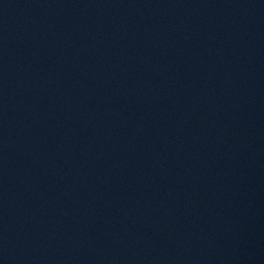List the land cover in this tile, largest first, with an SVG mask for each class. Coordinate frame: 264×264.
Masks as SVG:
<instances>
[{
	"label": "water",
	"instance_id": "obj_1",
	"mask_svg": "<svg viewBox=\"0 0 264 264\" xmlns=\"http://www.w3.org/2000/svg\"><path fill=\"white\" fill-rule=\"evenodd\" d=\"M0 264H264V0H0Z\"/></svg>",
	"mask_w": 264,
	"mask_h": 264
}]
</instances>
